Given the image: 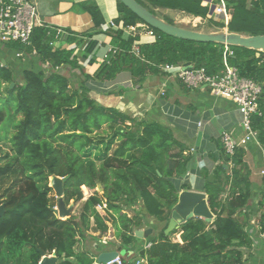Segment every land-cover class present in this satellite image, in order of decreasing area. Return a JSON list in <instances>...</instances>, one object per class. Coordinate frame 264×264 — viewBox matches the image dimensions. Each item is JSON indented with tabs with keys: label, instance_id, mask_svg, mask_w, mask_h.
<instances>
[{
	"label": "trees",
	"instance_id": "16d2710c",
	"mask_svg": "<svg viewBox=\"0 0 264 264\" xmlns=\"http://www.w3.org/2000/svg\"><path fill=\"white\" fill-rule=\"evenodd\" d=\"M138 1L154 13L147 3L215 20L214 16H208L211 4H204V0ZM221 1L225 2L229 15L228 29L264 34V0H213V4ZM83 7L95 23L94 31L84 34L92 38L105 19L97 4ZM118 11L116 21L125 26L146 23L119 0ZM150 28L156 36L143 43H139L138 35L125 36L122 29L109 30L107 34L112 35L119 50L111 53L93 74L85 71L74 50L52 44L55 32L48 27L37 26L28 45L9 42L18 50L36 49L40 60L49 61L50 66L25 69L21 78L11 67L0 66V125L8 118V130L15 129L10 138L12 152L2 150L5 140L0 135V153L4 152L0 155V183L18 173V167L24 174L18 185L0 192V205L5 207V215L0 218V261L6 240L34 246L35 253L27 264H38L41 252L56 249L59 256L63 253L70 256L75 253L78 234L90 229L104 234L112 224L118 229L122 243H131L136 239L135 229L143 225L139 217L128 216V210L138 203L144 205L150 217L165 222L158 235L150 240L152 245L142 252V256L148 257L146 264H244L247 261L253 240L247 229L252 213L246 207L251 200L253 182L244 146L238 147L234 155L226 154L224 147H220L221 162L212 172L205 170L203 174L202 191L214 217L186 219L180 227L183 244L174 242L171 236L179 230L165 234L171 212L180 202L181 190L173 178L187 172L192 158L189 147L175 137L168 125L136 118L99 103L90 96L91 88L86 81H109L120 72L129 71L134 84H141L150 74H164L161 66L165 64L190 62L194 67H204L209 74L223 73L227 65L235 66L241 76L252 78L262 86L261 114L254 115L253 126L259 132L260 144L264 145V51L177 38ZM135 42L139 44V54L132 50ZM98 43L96 39L90 40L81 56L87 58ZM63 64L81 70L85 79L77 87L70 84L66 75L54 70V66ZM11 82L15 85L10 89ZM3 159L6 161L1 163ZM211 174L213 177L209 178ZM52 175H70L63 184L67 205L73 199L77 202L83 198V186L94 190L91 194L86 190L89 196L79 219L74 216L62 219L52 210L57 205L50 186ZM99 184L102 193L95 190ZM182 188L190 189L188 185ZM98 206L104 207L107 217L97 212ZM259 210H263L259 225L264 232V192ZM125 263L135 264L130 260Z\"/></svg>",
	"mask_w": 264,
	"mask_h": 264
},
{
	"label": "crops",
	"instance_id": "0c3cea01",
	"mask_svg": "<svg viewBox=\"0 0 264 264\" xmlns=\"http://www.w3.org/2000/svg\"><path fill=\"white\" fill-rule=\"evenodd\" d=\"M34 1L38 4L40 15L45 23L61 26L74 34V36L70 35L56 42L55 47L67 49V45L76 41L79 48L74 54L80 57V63L88 73L93 74L102 63L101 58L106 52L108 43L114 45L112 35L107 34L108 31L104 32L102 25L114 21L118 25V29L123 30L125 36H134L132 32L127 30L128 26H125L123 22L116 21V18L119 16L118 0ZM209 1L204 0V4H210ZM91 3L99 6L105 19V22L98 28L99 32L93 33L92 38L84 34L93 32L95 23L92 15L83 7V5ZM169 9L175 13L177 11L180 14L186 13L177 9ZM213 14L214 12H209L208 16L213 17ZM162 17L166 19L164 16ZM214 19L224 24V28H228V24L225 23L224 19L219 20L220 18L218 19L217 16H214ZM136 24L140 25L142 22H137ZM137 35L140 36L139 43L148 42L155 38L146 35V32L140 27ZM71 37H75L78 40L70 41ZM92 39L98 40L101 46L95 48L94 62L86 66L84 62L87 58H84L81 54L84 53L87 44ZM1 64L11 67L19 78H21L22 72L25 69L39 70L47 67L46 63H43L37 54H33V50L31 52L23 49L18 50L10 46L9 42L0 43ZM80 71L79 68L63 64L61 73L69 78L72 86H76L85 79ZM164 72V74L148 75L146 80L141 84H134L129 71L120 72L113 80L101 82L89 79L86 81V84L91 88L90 96L99 103L115 107L136 118H146L168 125L175 137L187 145L192 154V158L187 166V172L173 178V181L177 188L181 190L180 194L184 191L204 192L202 191V187L205 182L203 175L205 170L212 172L216 165L221 162L219 158L222 155L220 154V147L223 146L221 141L222 132L229 131L234 137L240 138L243 135L241 125L242 115L238 111L236 103L231 99L214 95L209 87L191 89L181 81L176 72ZM244 148L246 151L245 161L251 170V180L253 182L251 200L246 207L252 213V217L247 223V229L252 237L253 247L247 251V261L244 264H264V240L260 236L259 225V216L263 211L259 210V200L262 192H264V174L262 173L264 168V145L260 144L259 141H253L245 145ZM225 166L228 167L226 164ZM212 177L211 174L209 178ZM183 185H188L190 189H183ZM87 197L82 200V207ZM140 207L142 211L141 216L143 218L149 217V222L143 220V225L137 227L135 231L152 227L153 233L150 237H136L133 242L124 244L121 237L117 236V228L111 230V233L107 232V234L90 229L84 234L77 235L74 254L68 256L63 253L59 256L56 249H52L43 251L44 256L56 255V264L64 261L71 264H102L99 261L100 255L111 251L119 252L126 262L130 260L135 262V264L139 260L148 259L147 255L142 256V252L149 248L147 244L152 243L150 240L153 241L152 238L158 235L161 228L157 224L150 225L154 224V221L157 219L147 214L143 204ZM73 212L75 211H72V214ZM173 212L174 210L171 212L168 223L172 218ZM100 214L102 213L100 212ZM182 224L177 226V230L179 231L175 233L178 240H173L172 236L174 234L171 236L172 241L181 244H183L180 237V227ZM91 225H95L94 220ZM6 241L7 245L4 247V254L0 264H7L8 262L27 264L32 259L35 253L34 246L26 243L21 244L18 241ZM120 244L126 246L124 254H121L118 249ZM44 256L41 255L39 262ZM145 263L143 261L140 264Z\"/></svg>",
	"mask_w": 264,
	"mask_h": 264
},
{
	"label": "built area",
	"instance_id": "2783aa9c",
	"mask_svg": "<svg viewBox=\"0 0 264 264\" xmlns=\"http://www.w3.org/2000/svg\"><path fill=\"white\" fill-rule=\"evenodd\" d=\"M211 6L214 7L213 12L224 16L225 23L229 22V15L227 13L226 5L224 1L213 4V0L209 1ZM37 26H45L54 30V40L52 44L55 46L56 42L64 39L67 36H74L71 32L67 31L61 26H54L45 23L40 15L38 4L34 0H0V43L19 42L24 45L31 43L32 34ZM103 26V31L107 32L111 28L118 29V25L114 21H110ZM143 28L151 38L156 36L154 29L146 23L140 25H131L127 28L135 35L138 33V29ZM101 43H98L97 47H100ZM96 47V48H97ZM76 51L79 45L76 41L70 43L66 47ZM96 50V49H95ZM95 50L89 54L87 60L84 62L86 66H89L91 59L94 57ZM119 48L113 44L108 43L106 52L102 56V62L108 59L111 53H115ZM133 52L139 54L138 42H135ZM232 54V51H229ZM33 54H37V50L33 49ZM20 55V54H19ZM47 67L50 66V62H45ZM184 65V64H183ZM183 65H162L161 68L167 72H176L181 81L191 89H197L201 87H209L212 93L218 97L228 98L234 101L237 105L238 111L242 115L241 125L243 129V135L240 138H236L229 131H223L221 135V141L226 154L234 155L237 148L245 146L250 142H258L259 132L253 126V117L255 114H261L260 111V98L263 92L262 86L252 78L241 76L239 70L232 65H227L226 70L223 73L209 74L204 67H189L183 69ZM0 66H4L1 64ZM63 65L54 66V70L61 72ZM264 162V159H263ZM264 174V168L262 170ZM98 210L104 209L102 206L97 207ZM260 236L264 240V232H261ZM152 243H148L147 247H150ZM148 259H142L137 261V264ZM145 263V264H146ZM7 264H23L17 262H8ZM40 264V262L38 263ZM102 264H126L122 255L118 254L116 257Z\"/></svg>",
	"mask_w": 264,
	"mask_h": 264
},
{
	"label": "water",
	"instance_id": "95a60500",
	"mask_svg": "<svg viewBox=\"0 0 264 264\" xmlns=\"http://www.w3.org/2000/svg\"><path fill=\"white\" fill-rule=\"evenodd\" d=\"M131 11L137 14L142 20H144L149 26L156 28L168 35L189 39L200 42H212L222 43L226 45H237L259 51H264V34H245L235 32L230 29H223L211 32H202L186 27L178 26L174 23L167 21L160 17L158 14L151 11L148 7L140 3L138 0H119ZM214 7L212 6L210 13H213ZM192 63L187 62L183 65V69L192 67ZM15 82H11L9 88H13ZM70 175L64 177L58 175H52L50 177V186L55 191V197L57 198V205L52 207V210L59 218H69L72 214L74 203L66 204L64 199V182ZM98 188L102 190V185L99 184ZM205 192L197 191H184L180 194L179 203L173 209V215L170 219L165 234L168 235L173 230L177 229L179 224L185 222L190 217H202L207 220H211L214 216L209 208ZM179 211V212H178ZM5 215L4 204L0 205V218ZM180 219V220H179ZM182 219V220H181ZM153 233V228L138 229L135 231V236L138 238H147ZM119 254L117 251L104 252L100 255L99 261L106 263ZM44 256V253L41 252ZM57 256L45 255L40 264H56Z\"/></svg>",
	"mask_w": 264,
	"mask_h": 264
},
{
	"label": "rangeland",
	"instance_id": "374dc122",
	"mask_svg": "<svg viewBox=\"0 0 264 264\" xmlns=\"http://www.w3.org/2000/svg\"><path fill=\"white\" fill-rule=\"evenodd\" d=\"M148 6H150L156 14H158L160 17L164 16L166 18L167 21L174 23L178 26H182V27H186L189 29H194V30H198V31H202V32H211V31H218V30H223V29H227L224 28L220 25V23L218 21L215 22V20H209V19H205L202 17H196L193 15H189V14H180L178 11L177 13H175L174 11L172 12L171 9H167V8H161V7H155L152 6L151 4L147 3ZM176 11V10H175ZM214 16H217L219 20L223 19L224 16L216 14L214 12L213 14ZM163 18V17H162ZM216 18V17H215ZM81 61V59H80ZM68 67V66H67ZM70 68V67H68ZM89 68V67H88ZM81 72V71H80ZM67 74V73H66ZM78 85H76L77 87ZM3 88L5 87L4 85L2 86ZM22 116L19 114L18 118H21ZM9 121L8 118L0 125V135L1 138L3 140H5L4 143H2V150L3 151H11V146H10V138L12 137L13 133L15 132L14 127H11L9 130ZM8 130V133H7ZM7 133L6 136H4ZM116 147V146H115ZM0 155H4V152L0 153ZM6 159H3L1 161V163L5 162ZM24 179V174L21 172L20 167H18V173H16L15 175H12L8 178H6L2 183H0V192H4L5 190H7L8 188L14 187L16 185H18L22 180ZM85 187V188H84ZM83 190V198L79 201H75L74 199L71 201L74 203V208H73V214L71 216H74V219H79L80 218V212L82 211V203L85 197H87L86 195V190L89 191V193L91 194L94 190L83 186L82 187ZM95 190L99 191L100 193H102V190H100L98 187L95 188ZM53 194L55 195V191L53 190ZM70 202V203H71ZM140 203L136 204L133 208L128 210V216L129 217H139L140 219L145 220L146 222H149V217L147 218H143L142 215V211H141V207H140ZM102 213V215L106 216V210L102 209L100 211H98V213ZM94 220V217L91 218V221ZM180 220V219H179ZM182 220V219H181ZM165 222H160L159 220H155L154 224H150V225H159L160 228H162V226L164 225ZM112 224V223H110ZM116 227L112 225H109V231L108 233H111V230H115ZM107 234V233H106ZM118 238V237H117ZM173 240H178L177 239V234H174L172 236ZM119 242V241H118ZM124 245V244H123ZM119 247H122V249L120 250L121 254H124V251L126 250V246H122L121 244L119 245Z\"/></svg>",
	"mask_w": 264,
	"mask_h": 264
}]
</instances>
